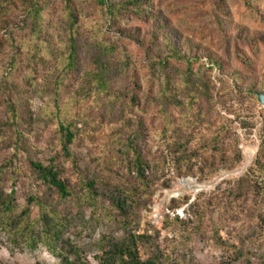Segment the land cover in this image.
Instances as JSON below:
<instances>
[{
	"label": "rangeland",
	"instance_id": "rangeland-1",
	"mask_svg": "<svg viewBox=\"0 0 264 264\" xmlns=\"http://www.w3.org/2000/svg\"><path fill=\"white\" fill-rule=\"evenodd\" d=\"M44 4L34 27L20 5L0 26V264H100L119 240L154 264H264V106L249 93L264 85V0H138L114 17Z\"/></svg>",
	"mask_w": 264,
	"mask_h": 264
},
{
	"label": "trees",
	"instance_id": "trees-1",
	"mask_svg": "<svg viewBox=\"0 0 264 264\" xmlns=\"http://www.w3.org/2000/svg\"><path fill=\"white\" fill-rule=\"evenodd\" d=\"M99 6H101L105 13L111 17H114L119 13L120 8L129 9L131 8V11H138V0H125L123 1H116L111 2L109 0H94ZM20 5L23 14H25L28 17V20L30 21V24H35L39 22L40 17L42 15V12L46 10V6L44 4V0H0V26L3 24H7V17L5 14L8 13V11L11 9L12 6H18ZM65 11L68 12L69 16L71 18H74L77 14L74 13L73 6L70 2H65ZM4 13V14H3ZM5 15V16H3ZM5 17V19L2 21L1 18ZM73 22V21H72ZM163 26V23H160ZM35 25H32L34 27ZM170 33L166 34L167 39L170 41ZM169 49L171 50V53L174 55H179V47L175 45L174 43L167 42L166 43ZM203 56H199V60ZM188 59V58H187ZM198 59V58H197ZM206 62L205 68L210 69H219L220 70V64L216 62V60L211 58H205ZM103 69H105L103 67ZM231 77H233L234 81H237L239 79L238 76L235 74H231ZM257 92L264 93V85L260 88L249 90V93L251 95H256ZM59 132L62 134L64 138V150L66 153H68L67 144L71 143L73 140V132L71 131L69 125L60 123L59 125ZM135 158V166L138 170V174L140 176L143 175V162L141 160V156L139 154H136ZM32 167L36 171L37 175L40 177V179L50 185V187L56 189V191L60 194V196L63 198L68 197L71 195V192L68 188V184L65 180H63L59 176V172L53 167V166H45L40 162H31ZM12 194V193H11ZM10 194V197H11ZM9 197V196H8ZM32 198H30L31 200ZM33 202L37 203L35 200ZM7 204L6 209H10V203ZM116 206L119 207L121 210H124L126 207V202L121 200L120 202H116ZM0 205H6L5 202L2 200L0 196ZM40 210H43L42 213H45L44 207L39 205ZM127 211V210H126ZM128 212V211H127ZM127 212L125 214H127ZM42 219L45 221V231L46 232H54L50 221L51 218L48 214H45L42 216ZM124 225L127 223L126 220L123 221ZM132 237H135L134 235ZM134 243V239L133 242ZM62 264H85L84 262L76 263L72 260H69L68 257H64ZM100 264H154L153 260L148 258L146 260H143L138 255V252L136 250L135 245H132L129 242H126L124 240H119L115 242H111L109 244V250H106L103 252V256L101 258Z\"/></svg>",
	"mask_w": 264,
	"mask_h": 264
},
{
	"label": "bare ground",
	"instance_id": "bare-ground-1",
	"mask_svg": "<svg viewBox=\"0 0 264 264\" xmlns=\"http://www.w3.org/2000/svg\"><path fill=\"white\" fill-rule=\"evenodd\" d=\"M245 156H246L245 161L241 164V166L238 169L234 170L232 173L241 174L244 170H246V167L251 160L252 152L251 151L246 152ZM180 193H181V190L176 189L172 192V195L176 196V195H179Z\"/></svg>",
	"mask_w": 264,
	"mask_h": 264
},
{
	"label": "water",
	"instance_id": "water-1",
	"mask_svg": "<svg viewBox=\"0 0 264 264\" xmlns=\"http://www.w3.org/2000/svg\"><path fill=\"white\" fill-rule=\"evenodd\" d=\"M256 97H257L258 102L264 106V93L257 92Z\"/></svg>",
	"mask_w": 264,
	"mask_h": 264
}]
</instances>
